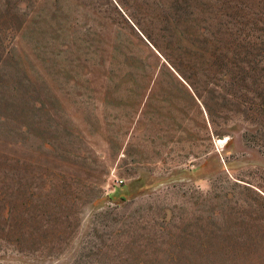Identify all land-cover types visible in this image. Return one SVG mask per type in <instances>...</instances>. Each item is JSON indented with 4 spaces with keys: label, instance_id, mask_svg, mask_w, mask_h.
I'll return each instance as SVG.
<instances>
[{
    "label": "rangeland",
    "instance_id": "obj_1",
    "mask_svg": "<svg viewBox=\"0 0 264 264\" xmlns=\"http://www.w3.org/2000/svg\"><path fill=\"white\" fill-rule=\"evenodd\" d=\"M0 264H264V0H0Z\"/></svg>",
    "mask_w": 264,
    "mask_h": 264
}]
</instances>
